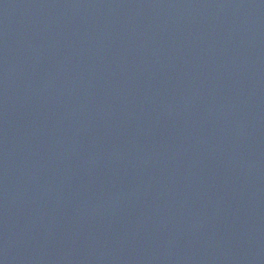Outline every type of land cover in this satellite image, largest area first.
<instances>
[{"label":"water","instance_id":"obj_1","mask_svg":"<svg viewBox=\"0 0 264 264\" xmlns=\"http://www.w3.org/2000/svg\"><path fill=\"white\" fill-rule=\"evenodd\" d=\"M0 264H264V0H0Z\"/></svg>","mask_w":264,"mask_h":264}]
</instances>
